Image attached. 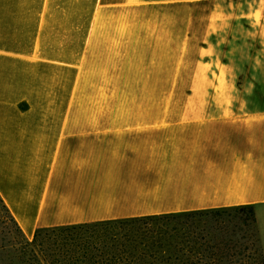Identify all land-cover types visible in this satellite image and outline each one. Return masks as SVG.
Here are the masks:
<instances>
[{"label": "crops", "instance_id": "1", "mask_svg": "<svg viewBox=\"0 0 264 264\" xmlns=\"http://www.w3.org/2000/svg\"><path fill=\"white\" fill-rule=\"evenodd\" d=\"M218 1L256 7L207 15L199 53L208 39L223 54L209 78L264 86V0H0V196L30 240L45 227L246 205L264 255V94L170 109L161 56L170 45L183 56L193 34L185 20L153 25L168 5Z\"/></svg>", "mask_w": 264, "mask_h": 264}, {"label": "trees", "instance_id": "2", "mask_svg": "<svg viewBox=\"0 0 264 264\" xmlns=\"http://www.w3.org/2000/svg\"><path fill=\"white\" fill-rule=\"evenodd\" d=\"M171 54L179 55L170 51L161 56L170 85L176 65L169 62L178 61ZM0 201L18 225L1 196ZM232 213L246 214L243 225L251 226L252 255H244L249 246L235 237H240L236 231H228L224 217ZM255 222L253 207L243 205L45 227L33 240L18 225L25 242L18 240L13 253L1 246L0 264H14L15 257L22 264H264ZM76 228L82 232L71 233ZM246 256L250 261L244 263Z\"/></svg>", "mask_w": 264, "mask_h": 264}, {"label": "rangeland", "instance_id": "3", "mask_svg": "<svg viewBox=\"0 0 264 264\" xmlns=\"http://www.w3.org/2000/svg\"><path fill=\"white\" fill-rule=\"evenodd\" d=\"M256 5L254 4H247V5H237L234 3L229 2H215L209 4H189L186 3L181 6H171L168 5L164 7L161 11H153L154 14H159L162 19H159V22H153L154 27L157 28L167 26L170 30L173 29L174 26H180L183 24L185 20V30L186 35L191 32L193 34L192 37L186 36V46H185V53L182 54L179 51V55L171 54L170 58H176L178 61H173L172 63L169 62L170 65H179V84L170 85L169 86V108L170 109H208V108H224L225 102H212L214 95L223 96L226 92L227 93H260L264 94V86H229L226 87L223 83L222 84H214V80L209 78V71L214 72V68L210 69V64L208 63L210 58L216 59L223 57V54H209L208 52V39H206V48L205 52L200 54L199 53V45L202 44V31L205 29L204 26L207 24V15L210 12L215 14H237L241 12H250ZM153 14V15H154ZM197 15V20H193V16ZM202 17V18H201ZM205 19V22H201L200 19ZM156 19V18H154ZM179 19V21H177ZM214 20V24H215ZM188 30V31H187ZM177 47L170 45V50L174 53L178 52L175 51ZM178 54V53H177ZM235 57V55H233ZM181 58H184V61L181 62ZM200 61V62H199ZM199 62V67L197 70V78L193 79V73L195 72V65ZM223 63V62H222ZM184 67V68H183ZM224 72V70H222ZM171 76L176 77V68L173 69L171 72ZM223 82V80H221ZM257 104V103H253ZM246 214L244 213H232L231 217H224L225 224L229 225L228 231L230 234H237L245 235L247 234L246 239H242L235 235L236 238L241 239V242L246 243L249 246V250L247 252H243L244 255H252L254 253L251 250L250 246V238L251 232H248V229L251 227L243 225V217ZM230 220V222H229ZM99 222V221H96ZM95 223V222H90ZM81 224V223H78ZM72 225V224H69ZM257 227H255L256 229ZM237 233H236V232ZM81 233L82 230L73 229L71 233ZM242 236V237H243ZM235 237L232 236L233 239ZM25 242V238H23L22 234L19 231L18 225L15 223L13 218L11 217L8 210L3 206V203L0 201V247L3 246L4 249H7L9 253L14 252V248L19 247L20 244L17 243L18 240ZM33 240V239H32ZM258 245L260 243L258 242ZM29 250V247L27 248ZM246 256L244 263L250 261V259ZM150 261V260H149ZM14 264H22L18 261V259L14 258Z\"/></svg>", "mask_w": 264, "mask_h": 264}]
</instances>
